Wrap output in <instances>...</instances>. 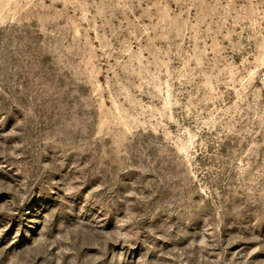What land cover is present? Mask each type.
Listing matches in <instances>:
<instances>
[{"label":"rangeland","instance_id":"rangeland-1","mask_svg":"<svg viewBox=\"0 0 264 264\" xmlns=\"http://www.w3.org/2000/svg\"><path fill=\"white\" fill-rule=\"evenodd\" d=\"M0 264H264V0H0Z\"/></svg>","mask_w":264,"mask_h":264}]
</instances>
